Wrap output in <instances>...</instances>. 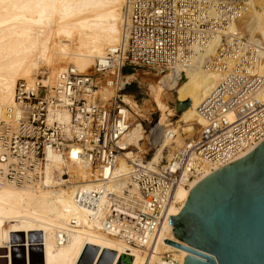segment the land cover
I'll use <instances>...</instances> for the list:
<instances>
[{
  "label": "built area",
  "instance_id": "2783aa9c",
  "mask_svg": "<svg viewBox=\"0 0 264 264\" xmlns=\"http://www.w3.org/2000/svg\"><path fill=\"white\" fill-rule=\"evenodd\" d=\"M248 4L249 0H128L125 39L94 61L92 74L69 67L53 86L45 85L40 76L17 80L12 104L0 118V181L41 183L49 153L61 154L70 162L83 160L102 170L114 167L127 151L121 141L131 125L132 110L121 92L134 78L128 79L133 73L122 72L125 65L165 70L187 62L195 48L204 47L217 31L242 18ZM261 51L264 45L245 36L233 34L226 39L208 64L222 70L223 76L196 107L201 120L198 134L173 150L168 159L161 157L147 165L150 162L137 155L127 158L132 168L120 192L76 185L73 198L87 210L88 220L126 245L127 250L119 255L132 258L130 249L138 248L147 258L164 239L179 242L160 233L169 225L168 210L175 204L176 188L245 156L264 140V94H260L264 75L258 72ZM96 75L113 90L105 102L96 96L101 80ZM143 134L145 154L164 139L175 137L172 130L157 123ZM60 176L66 182L71 179L64 170ZM114 178L103 175L105 181ZM69 225L77 222L71 218ZM65 235L61 232L59 241ZM159 258L164 264H178L169 249Z\"/></svg>",
  "mask_w": 264,
  "mask_h": 264
},
{
  "label": "bare ground",
  "instance_id": "6f19581e",
  "mask_svg": "<svg viewBox=\"0 0 264 264\" xmlns=\"http://www.w3.org/2000/svg\"><path fill=\"white\" fill-rule=\"evenodd\" d=\"M127 5L128 0H0V118L6 107L12 104L18 79L32 80L39 76L40 68H45L47 74L40 79L45 85L53 86L58 76L69 67L82 73L89 72L98 57L125 39ZM240 30L249 35L245 36L248 40L264 45V0H249L246 14L217 31L204 47L195 48L187 62L174 63L156 79L142 76L150 81V96L158 113L157 125L168 127L171 125L169 117L173 116H177L176 123L184 124L181 131H178L179 126L171 129L176 135L171 142H182V134L187 138L193 136V123L198 126L201 123L196 107L211 94L223 76L222 70L210 68L208 64L228 37L233 34L244 36ZM257 36L260 39H255ZM260 56L258 72L264 75V51ZM132 76L128 75V79ZM112 93L113 90L104 83L96 90L101 102ZM260 94H264V87ZM165 96L173 100L174 109L167 107ZM185 100H190L189 106L175 115L176 105ZM123 101L133 111L132 126L121 141L127 151L114 167L102 170L83 160L70 162L61 154L49 153L41 183L16 185L0 181V264H13V249L21 241L26 253L31 247H41L42 264H78L87 245L97 247L99 254L104 249L114 251L115 258L127 250L123 242L105 235L97 224L90 222L87 210L73 198L79 183L87 187L113 188L118 192L125 187L126 173L132 168L127 158L136 157L128 146L134 145L139 153L143 151L139 146L143 127L135 118L141 117L137 103L125 95ZM149 107L145 109L152 110ZM163 141L147 160L150 162L147 165L160 160L170 140ZM62 170L70 174L69 182L60 176ZM107 174L115 178L103 180V175ZM207 174L194 178L187 186L176 188L175 204L170 206L168 215L178 214L190 188ZM71 218L77 222L76 226L69 225ZM171 228V224L164 225L160 233L176 240ZM61 232L66 234L63 241L58 238ZM165 249L173 251L178 264H183L187 252L165 242L147 258L140 249L131 248L130 264H164L159 254ZM26 264H29L28 260Z\"/></svg>",
  "mask_w": 264,
  "mask_h": 264
},
{
  "label": "water",
  "instance_id": "95a60500",
  "mask_svg": "<svg viewBox=\"0 0 264 264\" xmlns=\"http://www.w3.org/2000/svg\"><path fill=\"white\" fill-rule=\"evenodd\" d=\"M189 104L190 100L177 104V113ZM157 119L158 113L153 114L151 124ZM169 224L180 243L164 242L187 252L183 264H264V140L194 184L178 214L169 215ZM22 244L13 249L12 263L42 264L41 247L26 253ZM97 254V247L87 245L78 264H93ZM115 256L104 249L95 264H113ZM131 260L121 254L115 264Z\"/></svg>",
  "mask_w": 264,
  "mask_h": 264
},
{
  "label": "rangeland",
  "instance_id": "374dc122",
  "mask_svg": "<svg viewBox=\"0 0 264 264\" xmlns=\"http://www.w3.org/2000/svg\"><path fill=\"white\" fill-rule=\"evenodd\" d=\"M241 32H242V34L244 36L249 37V35L245 34L243 31H241ZM257 38H259V37L257 36L255 39H257ZM38 71H39V74H38L39 76H42V75L46 76V74H47V70L45 68H40ZM92 71H93V65L91 66V69H90L89 72L86 71L84 73H92ZM122 72L124 74L133 73V75H134L132 77H129V78H134V80H132L130 82V84L125 87V89L121 92V94L122 95H125V96H129V95H126L127 91H130V92L133 93L134 96H129V97H131L137 103L136 105H138V107L140 109V115H141V117L136 116L135 118H137L138 121L141 122L142 127H143V130L144 129H147L150 125H152L151 122H152V115H153V113L156 114L157 112L153 108L154 105L152 104V99H151V96H150L151 95L150 94L151 93V89H150V86H149L150 85L149 84L150 81H148V80L146 81L142 76L145 75V77H150V79H156V77H159V75L167 72V69H165V70L164 69L163 70H157V69H152V68L146 67V66H131V65H125V67L123 68V71ZM95 77L96 78H100L99 75H96ZM28 81H30V80H28ZM101 84H103V80L102 79L100 80V82H98L97 89H98V87ZM175 95H176V93H175ZM96 96H97V94H96ZM122 98H123V96H122ZM164 101L166 102V103L165 102L164 103L167 104V107L169 106L170 108L174 109L175 104H174V102H173L172 99H170V98L167 99L166 96H165ZM149 105L152 108H150ZM148 107L150 109H152V110H149V109L146 110L145 109V108H148ZM174 112H175V115H178L177 111H174ZM132 113H133V111H132ZM176 119H177V116L169 117V122H171V125H169L167 128H169L171 130V129H173L176 126H179L178 127V131L179 130L181 131L182 128L184 127V124L181 123V122H177L176 123L175 122ZM131 126L132 125H130V128H131ZM193 127H194V131H193V136L192 137L187 138L186 137V134H182L180 136L181 139H183L182 142L176 143L175 141L174 142H171V140L168 142L169 145L164 148V151L162 152V154L160 156V157H162V160L163 161L165 159H168L169 158V156H170V154L172 153L173 150L179 148L184 143H186L190 139H192L195 136H197L198 131H199V126H198V124L193 123ZM144 138H145V135L143 134V139L139 140V146L141 147V149L143 151H141L139 153L138 150H137V148L134 147V145H131V147H130L129 150L133 152V155H139L138 157L140 159H142V161H147L149 159V156H151L152 153H154L155 149L149 150L145 154L144 151L147 150V146H146V143H145V139ZM163 142L164 141H161L160 144H162ZM159 145L156 146V149H157V147H159ZM136 152H137V154H136ZM63 178H65V176H63ZM57 187H55V188H57ZM1 251L4 252V250H2V249H1Z\"/></svg>",
  "mask_w": 264,
  "mask_h": 264
},
{
  "label": "crops",
  "instance_id": "0c3cea01",
  "mask_svg": "<svg viewBox=\"0 0 264 264\" xmlns=\"http://www.w3.org/2000/svg\"><path fill=\"white\" fill-rule=\"evenodd\" d=\"M126 95H129V96H134L132 92L130 91H127Z\"/></svg>",
  "mask_w": 264,
  "mask_h": 264
}]
</instances>
